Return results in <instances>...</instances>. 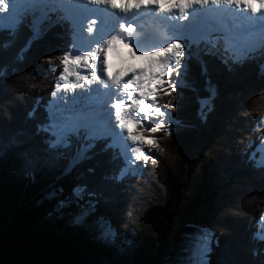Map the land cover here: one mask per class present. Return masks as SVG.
<instances>
[{
	"label": "trees",
	"instance_id": "trees-1",
	"mask_svg": "<svg viewBox=\"0 0 264 264\" xmlns=\"http://www.w3.org/2000/svg\"><path fill=\"white\" fill-rule=\"evenodd\" d=\"M29 22L14 36L0 32V264H183L193 236L203 234L206 264H264L263 242L253 239L264 168L249 160L261 140L264 56L233 63L210 47L213 56L185 57L186 76L175 92L163 91V106H176L166 108L171 134L150 133L155 163L141 160L118 179L123 158L106 142L69 171L79 142L50 147L42 128L72 33L52 17L32 38ZM50 59L60 65L55 73Z\"/></svg>",
	"mask_w": 264,
	"mask_h": 264
},
{
	"label": "snow or ice",
	"instance_id": "snow-or-ice-1",
	"mask_svg": "<svg viewBox=\"0 0 264 264\" xmlns=\"http://www.w3.org/2000/svg\"><path fill=\"white\" fill-rule=\"evenodd\" d=\"M101 5L104 7H99ZM109 9L119 10L124 15L120 16ZM156 13L162 14L164 19L178 16L181 20H188L191 15L193 19L199 16L212 21L227 17L231 21L222 28L209 23L206 31L189 33L187 59L192 58V46H199L201 41L212 47L222 41L224 51L232 54L233 63L253 58L256 53L264 56V0H184L170 7L162 6L160 0H147L146 3L145 0H0V32L8 31L14 36L20 25L30 17L32 38H37L42 26L52 20L53 14H57V21H67L70 25L72 43L59 58L63 70L56 78L53 101L48 106V123L42 128L52 137L50 147H68L71 137L76 136L83 141L77 152L79 158L95 147L97 140H108L106 148L114 150L123 158L124 165L119 170L118 179L130 170L135 171L134 166L140 160L147 162L152 159L155 163V159L150 158L144 148L149 146L150 150L151 147H159L150 133L165 131L171 134L166 121H174L175 118L157 106V96L164 87L176 91L177 81L169 83L173 73L177 78L187 74L188 65L182 62L186 56L185 44L180 42L186 37L165 32L164 42L148 45L140 39L143 26L138 34L137 28L131 24L125 26L116 21L127 20L129 14L155 16ZM93 16L97 19H91ZM214 32L221 34L213 36ZM30 43L31 40L25 47H29ZM120 43L133 44L135 53H148L154 59H150L147 67L131 69V75L126 80L119 74L107 76L108 52L115 50ZM48 63L53 73L60 66L51 59ZM260 68L264 73V63ZM5 71L0 68V75H4ZM92 85L96 86L93 88ZM76 89L84 91L75 94ZM61 92L74 95L66 99ZM209 92L211 99L215 95L211 84ZM81 98L85 103H81ZM257 100L264 101V93ZM207 104L206 100L202 107ZM175 107L171 101L165 105V108ZM153 117L158 119L153 120ZM258 127L264 131V114L258 118ZM117 128L121 131H116ZM249 160L254 167L264 168V140L249 155ZM83 192V188L77 187L73 195L79 197ZM259 222L261 227L253 234V239L264 242V214L260 216ZM104 231L106 236L115 235L111 227ZM192 239L189 264H206L205 236L194 235Z\"/></svg>",
	"mask_w": 264,
	"mask_h": 264
},
{
	"label": "bare ground",
	"instance_id": "bare-ground-1",
	"mask_svg": "<svg viewBox=\"0 0 264 264\" xmlns=\"http://www.w3.org/2000/svg\"><path fill=\"white\" fill-rule=\"evenodd\" d=\"M170 1L171 0H160V3H161V5H163V4L168 3ZM180 2L181 1H179V0L178 1H174L173 4L180 3ZM145 3H146V1H145ZM171 5H169L168 7H170ZM92 6L93 5H89V7H92ZM99 7H104V6L101 5ZM222 7H224V6H222ZM109 11H116V10L109 9ZM156 14H160V13H156ZM129 16L132 17L130 14H129ZM205 20H206V18H205ZM156 21H157V18H151V20L148 23V27L146 28L147 31H150L151 33L159 34L160 36H164L165 33L160 32L156 28V24H155ZM215 21L216 20H213L212 26H214ZM186 23H188V24H196L197 22H196V19H193L192 16H189L188 20H184V21L178 22L177 25L179 27H182ZM99 26H100V23H99V20H97V27H99ZM206 30H207V27L202 26L201 31H206ZM112 34L114 35L115 32H113ZM93 35H95V33H93ZM214 35L215 36L220 35V32H215ZM105 38H107V37H105ZM140 39L143 40L148 45H151V44L155 43L154 41L150 42V43L146 42L145 41V37L143 35H141V34H140ZM161 42H164V40L161 41ZM154 51H157V49H154ZM133 53H135V47H130L129 43H120V44H118L116 46L115 50L109 51L108 52V56H107V59H108L107 76H112V74L113 75H116V74H120L121 75L122 74V76H125V80H126L131 75V73H129L128 71L130 69H132V67H134V66L137 67L139 65V63L143 64V63L149 62L150 58L151 59L154 58V57H151V55L148 54V53L143 54V55H141L139 53H135V54H133ZM126 59L129 60V62H126ZM140 68H144V66H139L136 69H140ZM127 73H129V75ZM95 86L96 85H92L91 87L94 88ZM83 91L84 90H82V89H76L75 92L76 93L77 92L81 93ZM65 94L66 93H64V95ZM71 95H73V93L72 94L68 93L66 95V98H69ZM117 130L121 131L118 128H117Z\"/></svg>",
	"mask_w": 264,
	"mask_h": 264
},
{
	"label": "rangeland",
	"instance_id": "rangeland-1",
	"mask_svg": "<svg viewBox=\"0 0 264 264\" xmlns=\"http://www.w3.org/2000/svg\"><path fill=\"white\" fill-rule=\"evenodd\" d=\"M146 2H147V0H145ZM178 1V0H177ZM179 1H181L180 3H183L184 2V0H179ZM92 7H97V6H92ZM224 18H227V17H223V18H220V19H216V21H215V23H214V27H217V28H222V27H224V26H226V24L223 22V19ZM93 19H97L95 16H93ZM197 22V21H196ZM215 34V32L212 34L213 36H215L214 35ZM156 43V42H155ZM219 43V42H218ZM218 43L216 44V46H215V48L216 49H218ZM222 44H223V42H222ZM211 48H213L212 46H210ZM222 49H224V48H222ZM151 59V58H150ZM154 59V58H153ZM126 62H129V60H127L126 59ZM148 63L149 62H146V63H143V64H141V63H139V65L137 66V67H139V66H144V67H147L148 66ZM136 66H134V67H132V69L134 68V69H136L137 68ZM131 70V69H130ZM130 70L128 71L129 73H131L130 72ZM129 73H127L128 75H129ZM172 81H177V85H179V83L181 82L180 80H179V78H176V79H174V80H172ZM172 81H170L169 83H171ZM76 91V90H75ZM68 93H66L65 95H64V92H61V95L62 96H66ZM70 94H72V93H70ZM72 96V95H71ZM67 99V98H66ZM58 100H59V97H58ZM168 112V111H167ZM142 115V114H141ZM156 119H158L157 117H156ZM155 119V120H156ZM166 123H168V121H166ZM146 127H147V125H145ZM135 130V129H134ZM147 147V146H146ZM145 151V150H144ZM204 236H205V238H206V240H207V250H206V253H205V256H204V260H205V262L207 261V259H206V254H207V252H208V240H209V237H208V235H206V234H203ZM190 257H191V249H190V251L188 252V254H187V257L184 259V261H183V264H189V260H190Z\"/></svg>",
	"mask_w": 264,
	"mask_h": 264
}]
</instances>
